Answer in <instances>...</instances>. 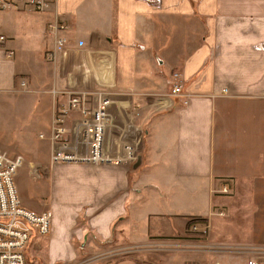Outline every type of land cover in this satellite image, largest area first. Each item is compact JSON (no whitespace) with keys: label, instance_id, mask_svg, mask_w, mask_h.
<instances>
[{"label":"crops","instance_id":"0c3cea01","mask_svg":"<svg viewBox=\"0 0 264 264\" xmlns=\"http://www.w3.org/2000/svg\"><path fill=\"white\" fill-rule=\"evenodd\" d=\"M55 18L68 45L53 62ZM1 36L0 93H33L38 111L48 96L49 126L63 91L90 106L112 96L110 151L141 146L135 162L51 164L46 243L70 212V235L84 227L68 258L248 264L264 254V0H56L42 13L0 11ZM194 220L208 235L183 239Z\"/></svg>","mask_w":264,"mask_h":264},{"label":"built area","instance_id":"2783aa9c","mask_svg":"<svg viewBox=\"0 0 264 264\" xmlns=\"http://www.w3.org/2000/svg\"><path fill=\"white\" fill-rule=\"evenodd\" d=\"M55 2L0 0V11L28 9L42 13L48 11ZM65 29L66 25L59 18L48 23L47 34L53 38V46L46 51L49 61L55 62L67 47ZM0 40L3 41L4 37L1 36ZM182 87L180 74L174 73L173 93L180 94ZM62 93L67 96L66 103L55 107L48 134H41L50 142L51 164L99 165L137 160L138 151L133 144L125 143L122 154L119 152L120 146H114L116 151H110L107 134L112 126L111 109L114 101L109 96L96 97V104L90 106L83 92L66 90ZM69 120H72L70 124ZM23 162L22 155H10L0 148V264H33L27 254L32 237L45 236L51 231L52 209L46 203H42L44 207L27 205L20 195L16 177ZM222 191L228 192V187L223 186ZM209 228L207 222L194 220L188 228V237L206 238ZM253 251L254 255L248 264H264L262 251Z\"/></svg>","mask_w":264,"mask_h":264},{"label":"rangeland","instance_id":"374dc122","mask_svg":"<svg viewBox=\"0 0 264 264\" xmlns=\"http://www.w3.org/2000/svg\"><path fill=\"white\" fill-rule=\"evenodd\" d=\"M33 57L31 56V59ZM34 96L33 93H23V91L0 93V148L10 155H22L24 158L16 177V183L24 202L34 207H44L42 203H46L49 208L51 197L47 178H49L48 175L52 168L49 161L51 148L47 139L39 137L41 132L47 133L50 129L48 125L49 111L46 108L49 98L48 96L43 97L46 101L40 104L38 111L37 107H33ZM109 97L115 100L112 96ZM115 107L114 101L111 109V122ZM119 114L121 118H127L125 110ZM143 131L141 130L135 138L140 139L143 136ZM128 141V143L135 145L138 154H140V144L136 145L132 140ZM69 214L70 212L67 216H63L58 234L50 243L48 240L46 243V239L49 237L47 235L32 237L30 245L33 247L31 246L30 251L28 249L27 254L33 264H100L97 258L86 256L68 258V254L71 252L70 246L77 242L75 237L81 235V229L84 227L77 228V225L74 224L75 230L76 228L79 230L76 236H71L66 226L69 224V219H67ZM59 219L61 220L62 217ZM72 233H75L74 230ZM186 237L189 238L188 235H185L183 239ZM176 243L179 244L180 242ZM36 249L37 251H35Z\"/></svg>","mask_w":264,"mask_h":264}]
</instances>
